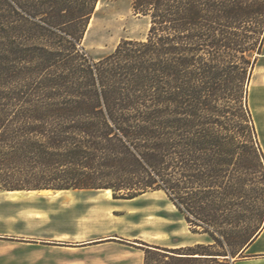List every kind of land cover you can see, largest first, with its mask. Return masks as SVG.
I'll return each instance as SVG.
<instances>
[{
    "label": "trees",
    "instance_id": "16d2710c",
    "mask_svg": "<svg viewBox=\"0 0 264 264\" xmlns=\"http://www.w3.org/2000/svg\"><path fill=\"white\" fill-rule=\"evenodd\" d=\"M97 1L0 0V188L160 190L212 242H142L143 264L246 256L264 228L247 103L264 0H133L146 38L95 59L80 43Z\"/></svg>",
    "mask_w": 264,
    "mask_h": 264
},
{
    "label": "rangeland",
    "instance_id": "374dc122",
    "mask_svg": "<svg viewBox=\"0 0 264 264\" xmlns=\"http://www.w3.org/2000/svg\"><path fill=\"white\" fill-rule=\"evenodd\" d=\"M132 3L97 1L80 43L93 58L112 52L122 39L146 38L149 17L134 13ZM252 78L247 103L264 160V56H259ZM104 190L57 195L23 191L11 198L0 188V264H143L142 242L194 249L212 242L206 234L193 232L160 190L133 200L114 198L112 192L107 198ZM145 221L154 226L141 229ZM146 233L159 238L146 240ZM229 262L264 264V258L236 255ZM192 264L211 263L201 258Z\"/></svg>",
    "mask_w": 264,
    "mask_h": 264
},
{
    "label": "crops",
    "instance_id": "0c3cea01",
    "mask_svg": "<svg viewBox=\"0 0 264 264\" xmlns=\"http://www.w3.org/2000/svg\"><path fill=\"white\" fill-rule=\"evenodd\" d=\"M260 56H264V46L262 48V54ZM244 254H246L245 258H264V228L262 229L258 237L245 249Z\"/></svg>",
    "mask_w": 264,
    "mask_h": 264
},
{
    "label": "bare ground",
    "instance_id": "6f19581e",
    "mask_svg": "<svg viewBox=\"0 0 264 264\" xmlns=\"http://www.w3.org/2000/svg\"><path fill=\"white\" fill-rule=\"evenodd\" d=\"M252 85H253V78H252V80L250 82V86H249V92H250V94H251V91L253 90ZM2 192L7 193V195L9 197H11V198H16L19 194L26 193V192H23V191H2ZM43 192H51V191H43ZM64 192H69V191H57L56 193H52V194L57 195V194L64 193ZM104 192H106L107 198H112L111 197L112 196L111 195V191L109 189L104 190ZM27 193L31 194V192H27ZM133 199H135V198H133ZM133 199H128V200H133ZM174 208L176 209L175 206H174ZM134 217H136V215ZM141 226H142L141 229H143L146 226H154V223L145 221V222H143V224H141ZM144 232H147V231H144ZM156 238H159V237L157 235H149V234L145 235V237H144V239H146V240H153V239H156Z\"/></svg>",
    "mask_w": 264,
    "mask_h": 264
},
{
    "label": "water",
    "instance_id": "95a60500",
    "mask_svg": "<svg viewBox=\"0 0 264 264\" xmlns=\"http://www.w3.org/2000/svg\"><path fill=\"white\" fill-rule=\"evenodd\" d=\"M28 191H30V190H28Z\"/></svg>",
    "mask_w": 264,
    "mask_h": 264
}]
</instances>
